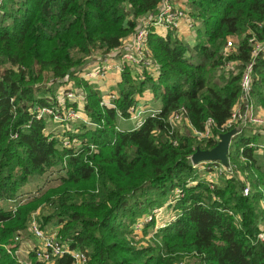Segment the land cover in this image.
<instances>
[{
	"label": "trees",
	"instance_id": "16d2710c",
	"mask_svg": "<svg viewBox=\"0 0 264 264\" xmlns=\"http://www.w3.org/2000/svg\"><path fill=\"white\" fill-rule=\"evenodd\" d=\"M162 1L1 0L0 245L9 247L0 246V264H19L14 237L28 235L33 216L43 228L60 223V234L85 252V264H264V241L258 239L264 230V161L245 146L257 137L244 129L236 135L233 157L229 151L235 172L211 183L198 176L188 156L212 148L215 140H200L169 122L184 108L194 129L203 130L211 118L213 135L221 134L250 62L251 98L264 108V54H252L256 43H264V0H188L195 43L170 32L149 34L150 58L160 75L136 83L124 71L116 109L100 105L99 91L79 76L94 55L119 47L137 19L139 24ZM231 37L235 46L225 56L222 48ZM229 62L236 71L225 70ZM66 77L84 90L85 113L99 125L78 124L75 134L95 144L94 151L75 154L49 139L46 119L30 112L33 105L50 104ZM146 86L161 101L160 111L135 129L119 130L117 109L127 118L134 95ZM55 165L62 173L58 185L17 203L14 211L2 206ZM177 190L180 196L169 204L174 217L146 244L136 240V219ZM150 227L154 221L144 223L145 234ZM70 263L69 257L56 260Z\"/></svg>",
	"mask_w": 264,
	"mask_h": 264
},
{
	"label": "built area",
	"instance_id": "2783aa9c",
	"mask_svg": "<svg viewBox=\"0 0 264 264\" xmlns=\"http://www.w3.org/2000/svg\"><path fill=\"white\" fill-rule=\"evenodd\" d=\"M171 2L173 3L172 0H163L156 14L141 18L138 28L133 34L131 45H122L113 49L104 58L102 63H96L91 67H83L79 75L82 74L81 77L84 81H88L91 77L96 75H104L112 68L121 72L128 68L132 78L139 82L145 80L146 76H151L153 78L158 76L159 69L151 60V53L146 45V38L148 37L147 26L162 25L166 28L179 31L181 25L184 23L186 28L192 31L195 25V21L189 16L185 8H175L171 5ZM181 36V34L180 36L177 35V37L184 39V37ZM184 41L186 40L184 39ZM234 46V42L228 39L222 48L223 54L225 56L229 54L231 50L234 49ZM259 53L264 54V43L255 44L252 51L253 57ZM235 66L236 64L229 62L226 64L225 70L236 71ZM252 68L253 63L250 62L241 73L240 96L233 106L231 116L223 124L221 133L236 128L238 129L236 135H238L243 129H246L259 139L256 141H249L245 146L252 148L254 152L261 153L264 152V111L261 110L262 114H259L257 110L260 109L255 106L251 98ZM61 82L62 83L60 85L58 84L56 87L57 94L55 95L54 101H51L48 105H33L30 108V112L36 118L46 119L47 124H52L50 129L48 127L45 128V134L49 135L50 139L53 137L58 138L63 147L73 149L75 154H78L84 148H89L90 151H94L96 148L95 144H87L86 140H82L75 136V134L79 132L78 124L82 123L92 128L99 126L85 113L86 94L83 89L78 88L70 78L66 77L63 81L61 80ZM117 98V92H108L101 96L100 105L116 109L115 102ZM127 111L129 113L127 119L134 120L136 127H139L143 124L148 115L154 116L160 109H150L146 111L132 105ZM117 116L118 118H124L118 109ZM169 122L172 128H180L182 125L188 126L192 134L200 140L214 139L215 144L219 141V135H213L212 127L214 126V121L211 118H207L203 130L198 131L190 125V122L185 116V109L180 108L170 115ZM174 144H176L175 141ZM231 144L232 140L229 148ZM243 148L244 147L241 146L239 151H242ZM191 155L188 156L191 167L196 171L199 169L202 173H207L204 178L211 183H214L219 175H232L235 172L230 164L229 154L227 166H224L220 161H201L193 163ZM177 192L179 193V190H177ZM243 192L244 194L248 192V186L244 188ZM18 198L16 200H18ZM34 215H36V213ZM61 227L62 225L58 224L54 227L43 228L35 219V216H33L28 222V234L32 238V243L23 241V235H16L14 237V241L19 240V242L22 241L24 243V250L22 251L25 252L26 258H20L21 250L14 246L16 241L13 245L15 248L12 252L15 254L19 264H56V260L62 257H69L71 259L70 264H85L87 260L85 252L71 246L72 243H74L73 238L62 236L60 234ZM258 239L264 241V230L258 234ZM19 242H17V244H19ZM31 254L33 257H31Z\"/></svg>",
	"mask_w": 264,
	"mask_h": 264
},
{
	"label": "rangeland",
	"instance_id": "374dc122",
	"mask_svg": "<svg viewBox=\"0 0 264 264\" xmlns=\"http://www.w3.org/2000/svg\"><path fill=\"white\" fill-rule=\"evenodd\" d=\"M172 1H173V3L171 2V5L173 7H175V8H180V7L185 8V10L188 12L189 16L191 17V13H190L191 12V8L189 7V5H187L188 0H185V1L182 0V2L175 1V0H172ZM156 12H157V10H155L153 12L146 13L144 15H141V17L143 18L145 16L154 15V14H156ZM159 27H162L163 29L166 30L165 35H167L169 32L172 33L173 35H176V36L177 35L180 36V34H181V31H180L181 28L178 31V30H175V29L166 28V27H164L162 25H150V26H147L148 37L146 38V42H147L146 45H147V49L149 50L150 53H151V50H150V47H149V44H148L149 34L154 33V34L161 35L162 34V31L160 29H158ZM195 27H196V22H195V25L193 26V29H192L193 32L191 30L189 31V33H193V36H192L193 38H195L194 37L195 36ZM137 28H138V19H137L136 28L133 30V33L125 36L124 38H122L121 39L120 46H122V45H126V46L131 45V42H132L131 40L133 38V34H134V32L136 31ZM177 38L178 39H182L180 37H177ZM193 38H192V40H193ZM229 39H231L234 42V44H235L236 38L231 37ZM182 40H184V39H182ZM186 42H188V41H186ZM111 51H109V53ZM109 53H107L104 57H106ZM85 66H83V67H85ZM124 71H129V69L127 68ZM124 71H122L121 73H123ZM129 74H130V77L132 78L130 71H129ZM159 75H160V71H159L158 76ZM158 76H156L155 78H153L151 76H146L145 79L147 77H150V78L153 79V81H157L155 79H157ZM132 80L134 82H136V83L139 82L138 80L133 79V78H132ZM143 81H145V80H143ZM61 83H58V84L60 85ZM116 90H117L116 91L117 94L119 95L118 89H116ZM56 94H57V91H56ZM45 97H47V96H45ZM54 99L53 100L51 99V101H54ZM254 104H255L256 107H258L260 109V110H257V112L259 114H262V111H264V108L262 106L258 105L255 102H254ZM48 125L49 124H47V127L50 129L52 126L49 127ZM118 128H120V127H118ZM135 128H137L136 125L134 126L133 129H135ZM180 128L182 129V131L187 132L188 126L182 125V126H180ZM244 131H245L246 134L252 136V134L250 133V131H248L246 129H244ZM47 136L50 139L49 135H47ZM258 139L259 138L257 137V140ZM236 140H237V138H234L233 139V142L231 144V147L229 148V151H230L232 157H233V152H234L233 147L236 146V143H235ZM94 150H96V148ZM256 154H258L256 156H258L259 159H261V160L264 161V152H261V153L256 152ZM229 158H230V156H229ZM242 159L243 158L237 159V162H238V160L239 161H242ZM229 161H231V160H229ZM235 162H236V160H234V162H230V164L232 163L231 166H232L233 169H234V167L236 165ZM196 172L199 173L198 176H201V177H204L207 174V173L206 174L205 173H202V171L199 170V169ZM61 175H62V173H61V171H60V169H59L58 166H56V165L55 166H51L50 168L46 169L43 172L42 175H36V176L30 178L29 182H27V184H25V185H27L26 188H25V190L22 189L25 185L20 189L19 194H21V195L18 196L19 197L18 200H16L17 197L14 198V199H8V200H6L4 202H1L2 206L5 207L6 209L10 210V211H14L17 203H20L21 201H24L26 199H29L32 196H35L36 194H37L36 196H38L42 192H44L46 189L58 185V183L60 181V176ZM215 182H217V180H215ZM21 190H22V192H21ZM179 196L180 195H179L178 192H173V194L170 195V198L163 205H161V206L160 205L155 206L150 211L145 212L143 215H141L140 217H138L136 219V221L132 224L133 231H134L132 234H133L134 238L136 240L140 241V243L146 244L147 240L152 237V235L154 234V232H155L156 229H159L160 227L165 226L166 221H168L172 217H174L175 212L172 210V207L169 206V204L173 202L174 198H177ZM149 221H154V228L153 227H150L147 230V234H145L144 231H143V225H144L145 222H149ZM58 224H60V223H56V224H52L51 223V224H48L47 227H52V226L54 227V226H57ZM22 235H23V239H22L23 241L32 243L31 242L32 241V238H31V236L29 234L27 235V234L24 233ZM17 242H19V240L16 241V244L14 246L17 247V248H19L21 250V257L20 258H26L25 252L22 251V250H24V243L22 241H20L19 244H17ZM0 246H2L4 248H7V247H9V244L8 243L1 244Z\"/></svg>",
	"mask_w": 264,
	"mask_h": 264
},
{
	"label": "crops",
	"instance_id": "0c3cea01",
	"mask_svg": "<svg viewBox=\"0 0 264 264\" xmlns=\"http://www.w3.org/2000/svg\"><path fill=\"white\" fill-rule=\"evenodd\" d=\"M175 1H179L182 2V0H175ZM185 1V0H183ZM184 23L181 25V35L182 37H184V39L186 41H188L187 43L189 44H194L196 37L193 38V33H189V30L186 28V26L184 27ZM158 29H160L162 31L161 35H165L166 30L163 29L162 27H159ZM193 32V31H192ZM164 33V34H163ZM193 38V40H192ZM105 57L99 56L98 54L94 55V58H92L90 61H88L86 63V66L91 67L92 65L96 64V63H102L104 61ZM85 66V65H84ZM83 69V68H82ZM80 77L82 76L79 75ZM82 78V77H81ZM83 79V78H82ZM84 80V79H83ZM86 81V80H85ZM122 81V73L121 71L112 68L110 70L107 71V73H105L104 75H96L94 77H91L88 81H86L88 84H90L93 88H95L96 90L99 91L100 96L105 95L108 92H116L118 89L119 91V87ZM141 82V81H140ZM134 105L139 108V109H143V110H157L161 108V101L160 100H156L154 98V93L152 91V89L149 86H146L139 94H135L134 95ZM52 126L49 125V127ZM117 126L120 127V130H132L135 126V122L134 120H130L127 118H117ZM27 185H25L22 189L25 190ZM22 192V190H21ZM21 195V194H19Z\"/></svg>",
	"mask_w": 264,
	"mask_h": 264
},
{
	"label": "water",
	"instance_id": "95a60500",
	"mask_svg": "<svg viewBox=\"0 0 264 264\" xmlns=\"http://www.w3.org/2000/svg\"><path fill=\"white\" fill-rule=\"evenodd\" d=\"M237 133L238 129L232 128L219 134V141L212 148H197L191 155L192 162L220 161L224 166H227L230 142Z\"/></svg>",
	"mask_w": 264,
	"mask_h": 264
}]
</instances>
